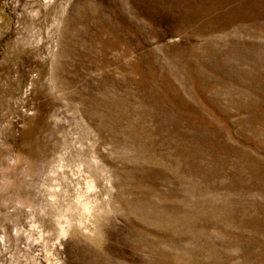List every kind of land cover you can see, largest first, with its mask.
Masks as SVG:
<instances>
[{"label": "rangeland", "instance_id": "374dc122", "mask_svg": "<svg viewBox=\"0 0 264 264\" xmlns=\"http://www.w3.org/2000/svg\"><path fill=\"white\" fill-rule=\"evenodd\" d=\"M0 264H264V0H0Z\"/></svg>", "mask_w": 264, "mask_h": 264}]
</instances>
